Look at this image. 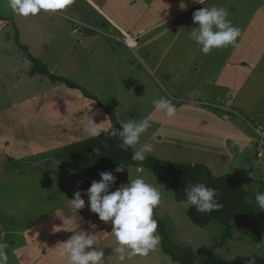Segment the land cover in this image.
I'll return each mask as SVG.
<instances>
[{
    "label": "crops",
    "instance_id": "crops-1",
    "mask_svg": "<svg viewBox=\"0 0 264 264\" xmlns=\"http://www.w3.org/2000/svg\"><path fill=\"white\" fill-rule=\"evenodd\" d=\"M183 2L187 9L182 11L181 0H72L65 10L52 13L63 24L79 20L67 31L70 41L59 42L57 48L44 41L31 45L28 38L21 37L22 33L28 34L26 31L40 33L42 27L45 32L50 29L48 25L31 24L26 17L13 12L10 18L0 15V42L7 43L2 41V37L6 38L2 31L8 28L12 27L18 35V41L7 43L12 48L10 51L8 47L6 52L14 61L11 69L19 76L10 81L12 101L5 108L0 107V243L7 244L8 264H67L66 259L58 256L56 245L66 241L73 230H84L96 237L97 244L92 247L98 245L103 249V264H129L127 259L121 262L113 251L118 245L111 222L99 220L90 211L86 195L82 196L85 207L77 213L66 205L75 191L85 192L93 180L99 179L56 157L65 146L92 138L83 127L88 115L101 128L112 126L113 130L109 111L120 124L101 98L107 96L111 86L105 82L116 69L108 64L109 59L121 46L137 54L134 59L148 71L156 93V86L161 88L162 81L169 89L168 100L187 104L175 105L177 112L173 118L156 111L153 104L145 112L155 121L158 131H182L180 137L187 138L189 146L195 149L194 156L178 161L151 152L146 157L202 164L213 176L226 177L215 172L216 165L204 157L214 148L216 138L227 134L213 126L211 117L217 118L220 113L219 118L227 122L231 113L239 110L264 114V108L257 107L260 101L251 98L263 93L257 88L264 83V0ZM80 3L89 10L88 15L76 11L80 7L76 4ZM211 6L224 7L227 19L240 30L237 43L229 47L228 53L223 47L204 54L189 38V32L196 27L193 12ZM124 36L133 41V46L122 41ZM34 61L45 73L32 72ZM131 64L128 61L126 67ZM4 78L0 69V79ZM248 97L254 107H244ZM179 113L185 114L184 122H177ZM158 142L161 143L160 139ZM142 144L132 148L136 150ZM251 144L250 137H246L245 145ZM125 166L135 168L136 172L139 167ZM119 175H115L117 179ZM113 186L111 191L115 190Z\"/></svg>",
    "mask_w": 264,
    "mask_h": 264
},
{
    "label": "rangeland",
    "instance_id": "rangeland-1",
    "mask_svg": "<svg viewBox=\"0 0 264 264\" xmlns=\"http://www.w3.org/2000/svg\"><path fill=\"white\" fill-rule=\"evenodd\" d=\"M70 5L72 4L70 3ZM76 5L80 6L76 8V11L83 15H88L89 10L85 6L83 7L81 3ZM0 15L5 18L12 17V10L8 7V0H0ZM26 18L31 24L48 25L50 29L42 32V30H45L42 27L40 33L26 31L28 34L22 33L21 37L23 39L28 38L31 45L35 44V46L41 45L39 42L44 41L51 48H57L59 42L70 41L67 31L70 26L72 27L77 23L76 21H79L73 18L75 20L74 23L73 21H68L63 24V21L58 19L56 15L43 11L36 16ZM0 28H3V24ZM11 29L13 30L12 27ZM12 30L8 28V30L2 31V33L5 31L6 36V38L2 37V41H6L8 44H11L14 40L18 41L17 33L15 34ZM7 43L0 42V56L3 58L0 60V69L3 70V76L5 77L4 80L0 79V107L2 108H5L12 101L11 97L13 96L10 93L14 92L12 89L13 84L10 81L17 80L19 76L14 72L13 68L11 69L14 61L8 56L6 49L9 47L11 51L12 46ZM230 46L224 47L225 53L229 52ZM36 48H33L35 54H37ZM119 56L120 59L117 58ZM134 56L137 58V54L133 55L132 50L121 46L108 62L111 68L116 69L105 82V85L107 84L111 88L107 90V96L102 97L101 100L109 106L118 121L149 119V116L146 115L148 112L145 111L149 110L152 101L160 99V97L168 99L166 96L169 93L168 86L164 82L159 81L161 88L156 86L158 90V93H156L153 90L155 88L154 82L150 79L148 71L140 66ZM128 61L132 62L130 67H126L128 66ZM20 64L25 65L23 63ZM44 83L47 84L48 82ZM100 83L102 84V82ZM253 84L255 86L259 85L258 83ZM257 91L263 93L251 98L255 102L260 101L258 108H264V83L258 86ZM251 98L244 99V107L248 104H251L252 107L255 106V103L251 102ZM172 103L179 107H186L187 105L180 100H172ZM219 114L217 113V118L211 117V122L213 126L226 131L227 134L224 133L221 136L218 134L219 138H216L215 144H213L214 148L204 157L216 165V169H213L215 172L233 178L241 184L249 194L248 198H250V201L254 202L253 199H255L256 193L264 192V158L259 156V152L264 151V114L261 116L239 110L232 112L231 120L227 122L221 120ZM184 116L185 114L179 113L177 122H184ZM149 121L151 127L146 130L145 134L141 135L140 142L152 144V154L156 153L169 160L178 161H188L194 156L195 149L189 146L190 144L186 141L187 138L183 139L180 137L182 131L176 132L169 129L158 131L159 128H156L155 121L153 119H149ZM177 133L178 141L176 140ZM214 133L216 134V132ZM248 136L252 142L251 147L245 145V139ZM157 138L160 139L161 143L158 142ZM160 152L162 153L160 154ZM137 168L144 170L138 173L135 168H125L120 173L113 187L116 190L121 185L127 184L130 179H135L138 175H142L147 182L153 184L161 193V202L154 208L153 216L162 219L170 241L174 245L193 249L196 254V264H248L253 259L255 264H264V246L252 241L237 224L223 225L220 224L218 218H212L211 216L208 219L209 222L202 226L196 225L189 217L188 211L190 207H185L181 203L184 200H177L173 190L157 175L151 171L149 172L147 168L144 166ZM8 187L9 183H7V189ZM194 209L196 210L195 207ZM262 238L264 239V237ZM127 262L129 264H178L163 253L159 245L154 251L149 252L147 256H133L131 259H127Z\"/></svg>",
    "mask_w": 264,
    "mask_h": 264
},
{
    "label": "clouds",
    "instance_id": "clouds-1",
    "mask_svg": "<svg viewBox=\"0 0 264 264\" xmlns=\"http://www.w3.org/2000/svg\"><path fill=\"white\" fill-rule=\"evenodd\" d=\"M71 2L72 0H8V7L19 16L29 17L36 16L41 11L54 13L65 10ZM193 2L201 3V0ZM179 7L182 11L186 10L187 4L181 0ZM227 16L226 9L217 6L204 7L193 12L192 20L196 27L189 32V38L202 53L208 54L213 49L236 44L240 30L232 25ZM152 104L156 111L164 112L169 118L176 115L177 109L171 100L154 99ZM119 123V132L110 131L112 126L101 128L100 123L97 124L93 117L88 115L83 127L91 137L99 136L101 131L105 135H118L121 140L120 147L125 150L139 144L141 135L151 127L148 118L119 120ZM152 151L153 145L144 143L133 152L132 160L142 162L146 154ZM259 156L264 158V151H260ZM125 168V165L119 163L114 171L121 173ZM137 172L141 173L143 169L137 168ZM99 175V181L93 180L85 192L75 191L73 198L68 199L66 205L77 213L85 207V199L82 196L86 195L90 211L97 214L99 220L111 222L112 235L118 245L113 251L118 254V259L123 262L133 256H147L160 243V237L156 234L158 221L153 218V210L161 202L160 191L142 175L111 191L117 177L107 171H102ZM185 195L186 200L181 203L185 207L194 206L200 213L212 212L222 207L216 199V190L203 183L188 185ZM255 200L264 211V192H257ZM91 227L95 228V225ZM94 244H97L94 235H89L84 230H73V234L66 241L56 245V251L61 259L67 260V264H103L104 251L98 245L93 248ZM6 248L7 244L0 243V264H8ZM248 264H255V260H250Z\"/></svg>",
    "mask_w": 264,
    "mask_h": 264
},
{
    "label": "trees",
    "instance_id": "trees-1",
    "mask_svg": "<svg viewBox=\"0 0 264 264\" xmlns=\"http://www.w3.org/2000/svg\"><path fill=\"white\" fill-rule=\"evenodd\" d=\"M32 72L45 73V69L34 61ZM107 112L114 124L113 130L119 132L120 124L115 121L111 112ZM120 144L118 135L110 136L101 133L99 136L65 146L56 154V157L65 160L66 164L73 169L99 180L101 179L99 173L102 171L112 172L115 176L117 173L114 169L119 163L144 166L173 190L177 200H186L185 193L188 185L203 183L216 190V199L222 207L212 212L200 213L192 206L188 211L191 220L198 226L209 222L208 219L211 216L218 218L223 225L235 223L252 241L264 246L262 238L264 237V211L259 208L255 199L252 198L254 202L250 201L249 194L237 181L227 177L213 176L202 164L174 163L154 157H146L142 162L133 161L132 155L135 150L132 147L125 150L120 147ZM153 218L158 221L156 234L160 237L162 251L175 263L196 264V254L193 249L174 245L170 241L162 219L156 216Z\"/></svg>",
    "mask_w": 264,
    "mask_h": 264
},
{
    "label": "built area",
    "instance_id": "built-area-1",
    "mask_svg": "<svg viewBox=\"0 0 264 264\" xmlns=\"http://www.w3.org/2000/svg\"><path fill=\"white\" fill-rule=\"evenodd\" d=\"M77 31H78V29L75 28V29H74V33H76ZM122 41H123L126 45L133 46V41H132L129 37H127V36H124V37L122 38ZM259 128H261V126H259Z\"/></svg>",
    "mask_w": 264,
    "mask_h": 264
}]
</instances>
